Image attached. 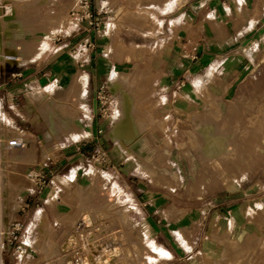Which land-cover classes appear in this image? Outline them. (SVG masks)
Masks as SVG:
<instances>
[{"label": "rangeland", "instance_id": "374dc122", "mask_svg": "<svg viewBox=\"0 0 264 264\" xmlns=\"http://www.w3.org/2000/svg\"><path fill=\"white\" fill-rule=\"evenodd\" d=\"M72 2L59 0L35 10L36 14L32 4L15 2L22 16L14 9L3 18L0 40L3 43V34L17 29L22 49L9 45L0 58L18 54L32 60L49 43L58 52L66 42L72 55L82 57L84 51L77 47L86 38L81 33L86 24H77L67 13ZM236 3L227 24L231 36L220 32L218 21L211 23L222 39L232 41L228 49H220L218 66L176 58V39L187 55L190 38L200 44L212 37L209 29L194 32L185 21L171 22L172 31L164 26L159 33L151 28L145 33L121 24L124 29L118 32V19L109 12L105 26L89 25L94 33L99 30L97 37L108 38L104 57L116 61L92 86L93 119L101 131L91 142L78 139L86 135L84 129L69 131L73 140L64 144V149H71L66 155H82L54 171L62 184L49 197L56 217L65 220L49 223L37 211L38 235L27 238L33 250L28 248L22 258L14 251L15 244L4 240L6 227L25 211H43L40 199L47 182L41 193L33 191L26 172L37 166L27 167L30 162L25 159L31 146L25 151L6 147L7 139L15 135L10 130L19 131L10 122L14 118L10 109L9 115L0 113V249L5 248L0 264H75L74 257L80 255L85 264H264V232L251 231L243 237L233 224L225 231L215 226L221 218L214 211L226 203L222 199L240 193L227 189H237L243 181L242 186L253 193L249 198L264 199V15L255 23L257 13L250 11L263 10L264 0L247 7L240 0ZM244 11L250 13L248 23ZM49 30L61 31V40L54 42ZM162 36L169 37L168 45ZM243 40L247 43H240ZM84 67L75 68L67 92L61 93L59 83L51 81L43 86V95L48 96H39L30 107L33 121H40L46 136L66 134L64 127H52L63 119L79 123L90 118L83 105L92 82ZM115 72L121 82L112 86L109 78ZM198 86L203 89L201 97ZM114 122L120 126L119 135L113 131ZM60 146L37 143L38 160L47 164L51 160L46 157L57 160ZM53 167L46 166L51 171ZM21 189L28 190L19 194ZM27 193L39 207L33 208V202L16 213V197ZM145 196L147 202L141 199ZM151 206L155 212H150ZM235 242L251 248L237 252L240 246ZM75 247L83 248L82 254L75 255Z\"/></svg>", "mask_w": 264, "mask_h": 264}, {"label": "crops", "instance_id": "0c3cea01", "mask_svg": "<svg viewBox=\"0 0 264 264\" xmlns=\"http://www.w3.org/2000/svg\"><path fill=\"white\" fill-rule=\"evenodd\" d=\"M240 1L244 2L246 7L255 3V0ZM10 2L13 6V10L15 9L16 11L17 9L14 6L15 2L32 4L34 8L32 11L33 14H36L35 10H39L41 7L52 6L56 3L55 2L53 4H48L46 0H10ZM236 7V0H91V9L94 12L95 20L98 21L97 24L102 23V26H105L104 24L108 22L109 17H111L108 14L109 12H111L113 13V18L118 19V32H121V30L124 29V27H121V24L132 27L136 31L145 33L148 32L150 28L155 30L156 33H159L163 31L164 26L166 27V31H172L170 25L171 22H175L176 24H178L179 21H185V23H187L194 32L203 33L204 30L209 29L212 33V37H210L211 40L209 42L205 41L199 44L198 41L193 40L194 38H190L188 40L190 43V49L192 45H197L196 59H192L190 56H186L185 54L183 55L181 53L180 42L177 39V41L175 40V46L178 50V56L176 58L180 59L182 56L184 58H187V60L184 59L186 63L195 64L199 62L200 66H203L206 63H212L216 66L220 64V49H228L232 41L222 39L220 37V33H218L219 31L212 29L211 23L214 21H218L220 25V32H224L225 36L229 32L231 36V32L233 30L230 29V26L228 27L227 24H229L233 15L235 14L234 10L236 9ZM69 9L67 11L68 14ZM250 11L253 13H257L258 18H255L254 22L260 23V19L264 15V4L263 10L260 9L259 11H253L252 8ZM19 12L20 10L17 11L18 15L22 16V14H19ZM206 13L209 14L207 15V17ZM243 14V19L244 21L246 20L244 23H248L250 13L244 11ZM23 20L24 19H20V22L22 23ZM3 22V18H0V24H3ZM138 23H142L144 25ZM85 24V26H82V37L90 39L93 42L94 47L88 50H84V52L81 53L83 56L80 58H77L76 55H72L68 50L71 45L70 42H66L63 44V46H60V48H66H62L58 52L55 45L49 43L48 46H46L45 49L32 60L29 59L27 61L21 62L18 54L14 55V60L5 59L4 56L7 54H4L0 58V113L2 115H9L8 109H10L14 114V118L11 117L10 122L14 123V126H16L17 130H19L20 128L23 129L22 133L19 132L20 134L15 130H10V132L11 134L18 135H14V137H22L27 141V146H31L27 152V157L25 158L27 162H30L27 167L36 164L37 167L33 169L34 171H41L47 174V184L44 188L42 199H40V204L43 205V211L40 212L36 209L33 213L25 211L20 215L21 218L14 217L21 219L24 223V226L27 230L25 238L26 240L31 238V235H38V232H36L35 230V222L37 220L36 213L39 212L41 220L45 219L46 216L49 223L55 222L59 219L53 212L55 203L52 204V201L49 198L52 193H57L56 190L53 189V185L62 184L59 178L60 175L54 174V171L59 170L63 162H66V160H68V162H72L69 160L70 158L79 161L80 156L82 155L80 152L68 156L66 155L68 154V152H70L71 149H64V144L68 143L70 140H73L70 137L71 135H69V131H72L73 127L77 129H84L83 131L86 135L81 134L78 139L86 138L84 139L86 142H91L97 139L98 128L101 125L98 124L97 120L93 119L94 105L91 102L92 98H90L93 90L92 86L96 87L97 81L100 76L108 74L111 68L114 67L116 61L115 59H106L104 57L102 49L108 48L110 46V43L107 40L108 38L97 37L98 35H100L99 33H97L99 32V30L94 33V27L89 26L88 22H85ZM262 25H264V22L262 23ZM179 26L182 27V25ZM206 26L207 29H205ZM246 29L247 27H243L242 30L244 31ZM52 31L54 30H49L48 32ZM16 33L17 29L13 30L11 33L3 34L4 40L2 43L1 37L0 52H6V49L9 45L17 49H22V46H20L21 43L19 44V41H21L22 39L19 37H15ZM4 35H6V37ZM162 38L163 40L168 39L165 43V45H168V43L170 42L169 37L162 36ZM33 41L37 42L36 40ZM240 43L246 44L247 41L243 40ZM60 66L62 67L59 69ZM80 66H85L83 70L88 79H90V81L92 82V84H90L88 89L86 90L85 104L83 105V111L88 112L90 118L86 120L81 119L79 120V123H74L72 120L63 119L60 121V124H55L52 127H64L66 134L61 133L59 136H56V138L52 135L48 137L45 135L46 131L43 133V131L40 129V121H33L34 119L31 117V113H29L30 107L34 105L35 102H37L39 96H48L43 95V86L49 84L51 81L59 83L58 87L60 88L61 93L63 91L67 92L66 89L68 85L72 82L75 75L77 74L75 68H79ZM195 89L201 97V91L198 90V87H196ZM189 92L190 89L188 88L185 93L188 94ZM45 127H50V125H45ZM37 143L60 144L61 146L59 147V151L61 155H58L57 160H52L50 157H46V160H51L48 162V164L47 161L42 162V159L38 160V156L36 153ZM75 148L79 149L78 146H76ZM49 164H53V171L46 168V166H48ZM119 169L122 171L121 168ZM242 185L243 181L237 186V189H227L236 193H240L239 195H226L225 198L222 199L226 203H224L223 206H219L214 211L216 212V217L221 218V221H217L215 223V226L218 229L221 228L225 231L226 228L229 227V225L233 224L235 232H239L243 237H245L251 231H257L260 233V235H262V233L264 232V199L249 198L253 193H248L249 188H244L245 186L243 187ZM115 188L119 189V187L117 186H115ZM25 190L28 189H21L19 191V194H24ZM119 191L121 190L119 189ZM144 192L147 193L149 192V190L145 189ZM129 199L132 200L135 198L130 197ZM141 199L147 202V196H145L144 198L141 197ZM16 200L18 202V207L21 203H25L26 206H29L34 202L33 199L29 197L28 193L24 197L18 195L16 197ZM40 204L36 202L32 207H39ZM152 204L153 203H150V205ZM18 207L16 209V213L19 211ZM149 209L151 210L150 212H155L153 211L152 206ZM61 220H65V218L59 219V221ZM227 243L234 244L233 242ZM235 243L240 246V248L235 249V251L237 252H243L246 251V249L251 248L250 244L241 245L239 244V242ZM33 245L35 246L36 243H33ZM205 247L208 248L209 243H205ZM4 252L5 248L2 247L0 249V259H2L1 257Z\"/></svg>", "mask_w": 264, "mask_h": 264}, {"label": "built area", "instance_id": "2783aa9c", "mask_svg": "<svg viewBox=\"0 0 264 264\" xmlns=\"http://www.w3.org/2000/svg\"><path fill=\"white\" fill-rule=\"evenodd\" d=\"M58 0H46L48 4H53ZM13 11V6L10 2V0H0V18H4L12 14ZM69 16L71 19L75 20L76 23H81V22H88L89 25H98L97 21L95 20V15L94 12L91 9V0H73V3L69 9ZM51 37L54 42L61 40L62 38V32L61 31H52L51 32ZM94 44L93 42L85 38L83 39L80 43L79 46L77 47V51H84L88 50L90 48H93ZM186 56H190L192 59L197 58V45L194 44L191 46V49L189 53ZM5 59L7 60H14L15 57L14 55H5ZM100 102L103 104L104 102L100 100ZM20 133L23 132V129L20 128L18 130ZM98 131H101V128L98 129ZM7 148L10 150L14 151H22L25 150L27 147V141L23 139L22 137H12L7 140L6 144ZM27 178L30 180L32 184V189L33 191L37 193H41L46 182H47V175L44 172L41 171H34L30 170L27 172ZM53 189L57 191L58 187L57 185H53ZM25 203H21L19 205V210L25 207ZM83 225L85 223L84 218L81 221V224ZM27 234L26 228H23V223L19 219H12L8 223L6 227V232L4 235V240L9 242V244H15L14 245V251L16 252L17 256L20 258L24 257L26 254L28 248L29 250H33L29 241L25 239ZM76 249L73 251L75 255L77 254H82L83 248L81 247H75ZM82 258L84 257L80 256H75L74 257V263L75 264H82L85 261H82Z\"/></svg>", "mask_w": 264, "mask_h": 264}, {"label": "bare ground", "instance_id": "6f19581e", "mask_svg": "<svg viewBox=\"0 0 264 264\" xmlns=\"http://www.w3.org/2000/svg\"><path fill=\"white\" fill-rule=\"evenodd\" d=\"M25 56V55H24ZM19 57H20V60H21V62L22 61H26V59L22 56V55H19ZM121 82V79L119 78V76H118V74L115 72L110 78H109V84L110 85H117L118 83H120ZM204 84V83H203ZM201 85V84H200ZM203 86V85H202ZM198 90H200L201 92H202V87L201 86H198ZM203 94V93H202ZM206 107H207V103H206ZM208 108V107H207ZM117 119V118H116ZM117 121V120H116ZM112 128H113V131L116 133V134H120V126H119V124H118V122H114V124H113V126H112ZM30 184V183H29ZM86 221H87V219H85ZM85 223H88V222H85ZM89 225V224H88ZM86 227V226H85ZM86 232H88V231H86ZM85 233V232H84ZM91 234V233H90ZM94 236V235H93ZM84 238H86V237H84ZM92 238V237H91ZM102 240V239H101ZM99 243H101V242H99ZM103 245V244H102ZM101 245V246H102ZM103 250V249H102ZM102 250H101V252H102ZM107 249H105V251H106ZM104 251V252H105ZM87 257V256H86ZM86 257H85V259H86ZM105 257V256H104ZM98 258H100V257H98ZM82 260H84V259H82ZM69 264H71V263H69ZM82 264H85V262H83Z\"/></svg>", "mask_w": 264, "mask_h": 264}]
</instances>
